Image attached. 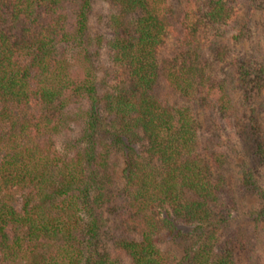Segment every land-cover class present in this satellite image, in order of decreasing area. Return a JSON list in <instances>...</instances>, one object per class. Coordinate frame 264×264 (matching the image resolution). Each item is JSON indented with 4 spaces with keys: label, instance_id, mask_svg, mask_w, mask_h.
I'll use <instances>...</instances> for the list:
<instances>
[{
    "label": "trees",
    "instance_id": "1",
    "mask_svg": "<svg viewBox=\"0 0 264 264\" xmlns=\"http://www.w3.org/2000/svg\"><path fill=\"white\" fill-rule=\"evenodd\" d=\"M261 222L264 0H0V264H264Z\"/></svg>",
    "mask_w": 264,
    "mask_h": 264
},
{
    "label": "rangeland",
    "instance_id": "2",
    "mask_svg": "<svg viewBox=\"0 0 264 264\" xmlns=\"http://www.w3.org/2000/svg\"><path fill=\"white\" fill-rule=\"evenodd\" d=\"M203 122V120H202ZM231 141L235 142L236 147L242 152L244 151V147L247 146V143L240 142L236 140V135L231 136ZM249 160L247 157L241 156L239 161L242 160ZM246 163H249L247 161ZM239 170H235L233 173L234 175H237ZM260 208L258 206V200L254 199L252 197H246L245 201H241L239 204V217H238V223H247V227L252 229L254 228V218L257 216L256 213H253L254 211H258ZM257 231L259 233V240L257 242V245L255 246L256 251L264 253V222H261V225L257 228ZM186 245V242L184 239H179V242L176 243V249L179 254L184 250Z\"/></svg>",
    "mask_w": 264,
    "mask_h": 264
}]
</instances>
